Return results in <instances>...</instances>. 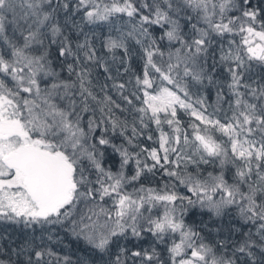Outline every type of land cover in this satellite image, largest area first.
I'll return each mask as SVG.
<instances>
[{"label":"snow or ice","instance_id":"1","mask_svg":"<svg viewBox=\"0 0 264 264\" xmlns=\"http://www.w3.org/2000/svg\"><path fill=\"white\" fill-rule=\"evenodd\" d=\"M81 11L88 24L129 18L131 30L116 29L103 47L127 56L130 37L141 46L134 90L127 89L131 80L111 85L135 113L131 122L116 115L127 109L107 84L94 90L93 68H109L87 34L73 42L72 33L82 32L73 17ZM190 82L216 88L213 111L203 97L193 99ZM180 110L192 118L187 127ZM150 124L158 148L139 142ZM204 165L219 172L205 175ZM157 171L168 177L162 187L126 190ZM197 207L217 218L235 208L240 227H251L239 240L231 233L240 228L230 225L228 237L209 241L203 221L197 227L186 220ZM0 221L41 231L39 243L33 235L16 249L0 247V264L29 252L26 264L55 257L47 245L60 238L50 225L67 227L104 264H128L125 254L133 264H238L242 257L243 264H264V0H0ZM145 235L170 244L167 259L155 248L121 246Z\"/></svg>","mask_w":264,"mask_h":264},{"label":"trees","instance_id":"2","mask_svg":"<svg viewBox=\"0 0 264 264\" xmlns=\"http://www.w3.org/2000/svg\"><path fill=\"white\" fill-rule=\"evenodd\" d=\"M255 3H260L261 0H254ZM239 14V13H237ZM83 16V11L77 13L73 19L77 24L80 25L82 32H73L72 39L73 42L80 41L82 42L84 39V35L87 34L90 38V42L94 45L97 49V55L106 63L109 68V73L104 72L103 67H94L93 68V83L97 85L94 89L95 91L99 92V84H107L108 88L106 89L107 93L112 96L117 103H120L122 107H125L127 110L125 112H120L119 110L116 111V115L119 116L121 119H127L129 122L132 121L133 115L135 113L131 109L130 106L126 105L122 98L116 93L115 89L111 87L113 82L116 83H127L128 81H133V83L127 84L128 91H133V84H134V77L142 75V69L144 65V60L142 59V49L139 44L136 43L135 38H129L127 41L129 54L126 56L122 49L116 50L114 53L108 52V50L103 47V43L108 37L109 34L115 36L117 35L116 29H123L124 31L131 30V24L129 23V18L123 14H117L112 18V23L108 22H99L97 24H88L86 21L82 20L81 17ZM159 35L160 33L157 31L155 33ZM235 39L239 42L238 36ZM167 42H163L161 44L162 49L167 52L168 47L166 46ZM50 58L53 60L54 65H58V61L55 59L56 57V46H51L50 48ZM115 57V59L113 58ZM125 62L122 64L121 60ZM71 62V59H69ZM129 67V71L125 72L124 68ZM59 70V68H58ZM109 74L113 79H108ZM61 75L67 78L68 74L67 71L61 72ZM227 74H223L221 76V80H226ZM189 90L193 95V99H196L197 96H201L205 99V101H209L212 103H217V96H216V88L213 86H201L197 85L194 82L189 83ZM226 92V89H225ZM125 94H128L127 92ZM100 95H103L100 93ZM142 95V94H141ZM227 98V97H226ZM134 103L139 106V101L134 100ZM227 104L223 103L222 108L226 110ZM89 114H85V121L87 120ZM98 115V113H97ZM178 117H180L183 126L187 127L188 122L191 117L186 115L183 111L178 113ZM99 134V133H97ZM147 135H151L153 137L152 140L147 139ZM158 138V133L155 131V125L150 124L149 129L145 130V135L140 137V144L143 147L151 148L156 147L158 145L156 140ZM119 142V141H118ZM110 151V150H109ZM113 159L117 162L113 165ZM113 159H109L106 161L107 164L113 165V171L116 170L118 167V160L119 157L116 156ZM151 163V161H148ZM134 166L130 164L127 169L128 175L133 174ZM204 174L206 175L208 172H213L214 174L219 172L218 166L213 165H204L202 168ZM228 176L231 175L230 172L227 173ZM168 181V177L164 176L161 172L157 171L155 175L152 173H145V175L141 178L140 181L134 182L133 184L127 185L126 190L133 191L134 188H138L141 185L147 187H155L160 188L162 185ZM178 191L185 195H190L186 191L185 188L182 186H178ZM83 208V205H81ZM155 211V210H154ZM187 222L192 223L193 221L196 222L197 227H202L206 225L203 235H205L209 241H217L219 242L222 239H225L230 235L228 228L229 226H234L236 228H240V232H232L231 237L232 240H239L241 238V234L243 232H247L248 229L251 227L250 225H245L243 228L240 227V222L236 218V209L231 208L229 209V215L217 218L213 216L212 213L208 212L206 209H199L197 207L193 212H190L188 217L186 218ZM201 221H203V225H201ZM52 233H55L59 236V240H53L51 243H48V247L56 254L55 257H48L47 255L43 258L41 264H48L50 261L51 264H56L57 258L61 261L64 257H68L71 261V264H80L81 260L89 261V264H104V261L101 259L100 253H93L90 249V246L86 245L82 240H76L70 232L68 231L67 227L61 228L60 226H47ZM218 227H222L223 231L217 233L216 229ZM252 231H255L252 228ZM49 233H43L45 240L47 239V235ZM37 238V243H39V238L41 236V231L39 228L33 233L30 229L23 228L22 225L12 224L10 222L0 221V247H2L5 251L8 249H16L19 245L26 238H31L32 236ZM121 246H124L130 250H139V248L143 247L146 250H151L155 248L158 253H160L165 259L168 257V252L166 251L167 247H170V244L160 243L155 241V239L151 235H145L144 239L141 241L135 240H121ZM34 250H41L39 247L35 248ZM119 253V249L116 246H113L111 249V253L109 254L111 259H115V255ZM29 252L26 255H21L18 258L13 257L16 264H26ZM259 255V253L257 254ZM108 256H105L107 259ZM128 264H133V260L130 255L125 254L124 257ZM0 259H6L5 256H0ZM33 262L35 264V257H32ZM244 258L242 257L238 264H243ZM135 264H139V260L135 262Z\"/></svg>","mask_w":264,"mask_h":264},{"label":"rangeland","instance_id":"3","mask_svg":"<svg viewBox=\"0 0 264 264\" xmlns=\"http://www.w3.org/2000/svg\"><path fill=\"white\" fill-rule=\"evenodd\" d=\"M104 2L105 3H108V2H110V0H104ZM238 38H239V36H238ZM226 74V73H225ZM191 94V93H190ZM205 103H206V105L208 106V111H213V108L217 105V103H212V102H209V101H205ZM222 107V106H221ZM222 108H225V107H222ZM227 108H228V106H227ZM227 108H226V110H223L222 109V111H221V113L219 114V115H223V112L224 111H227ZM180 111H183V110H180ZM179 111V112H180ZM178 112V113H179ZM179 119H180V117H179ZM181 120V119H180ZM182 125H183V123H182ZM165 131H168V129H167V127H165ZM189 131H190V129H189ZM151 148H154V147H151ZM151 148H149V149H151ZM156 148H158V145H156ZM127 191H129V192H131L129 189L127 190Z\"/></svg>","mask_w":264,"mask_h":264}]
</instances>
